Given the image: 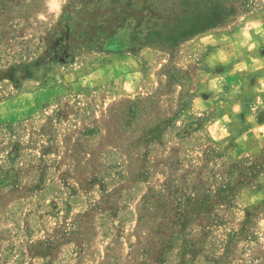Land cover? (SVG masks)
Wrapping results in <instances>:
<instances>
[{
  "label": "rangeland",
  "instance_id": "1",
  "mask_svg": "<svg viewBox=\"0 0 264 264\" xmlns=\"http://www.w3.org/2000/svg\"><path fill=\"white\" fill-rule=\"evenodd\" d=\"M68 5L0 0V65L45 59ZM224 30L246 38L248 66L205 61ZM75 59L17 87L0 81V264H142L164 236L155 264H264V0L174 49ZM228 164L242 184L232 203L190 215L184 233L143 210L167 184L216 189Z\"/></svg>",
  "mask_w": 264,
  "mask_h": 264
},
{
  "label": "trees",
  "instance_id": "2",
  "mask_svg": "<svg viewBox=\"0 0 264 264\" xmlns=\"http://www.w3.org/2000/svg\"><path fill=\"white\" fill-rule=\"evenodd\" d=\"M68 3L69 11L62 22L63 31L51 38L47 57L35 60L27 59L24 53L15 56L13 63L0 65V81L17 87L25 80L43 78L53 65L71 64L83 50L134 52L145 46L174 49L227 23L237 14L238 6L246 4V0H68ZM4 36L0 34V44ZM218 157L222 158L221 155ZM226 166L218 184L213 178L216 189L205 187V181L200 179L197 186H188L191 195L186 196L184 191L171 194L167 184V188L145 195L143 210L159 214L165 224L174 221L184 233L192 218L190 215H207L218 206L232 203L237 187L242 184L236 185L232 179L238 165ZM168 189L169 194L165 196L164 190ZM200 189L203 190L198 193ZM171 202L177 206L176 212L168 208ZM181 208L189 212H181ZM163 240L162 247L156 250H151L152 244L148 245L145 256L149 251L158 256L150 257L149 262L142 264L161 262L170 245L168 236ZM183 250L186 251L185 246ZM179 263L184 264L185 260L182 258Z\"/></svg>",
  "mask_w": 264,
  "mask_h": 264
},
{
  "label": "crops",
  "instance_id": "3",
  "mask_svg": "<svg viewBox=\"0 0 264 264\" xmlns=\"http://www.w3.org/2000/svg\"><path fill=\"white\" fill-rule=\"evenodd\" d=\"M226 31H222L220 34H214L212 36H210V40H217L216 43L211 44V46H215V48L206 56L205 61L206 62H210V66H218L220 64V62L223 63L222 59H219V57L223 56V58H227L228 60L230 58L233 57L234 60V66L236 67H241V66H248L242 58H241V53L243 52V46L245 45L244 42L246 41V38L241 39H236L235 36H233V38H235L234 40H232L230 37V35H228V33H225ZM224 40H228L227 43L225 44H220V41H224ZM232 40V42L230 41ZM250 42H252L253 44V40L251 39ZM246 43V42H245ZM242 48V49H241ZM218 60H220L218 62ZM258 60L257 58H251L250 61H256ZM241 70V69H239Z\"/></svg>",
  "mask_w": 264,
  "mask_h": 264
}]
</instances>
